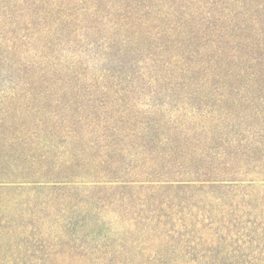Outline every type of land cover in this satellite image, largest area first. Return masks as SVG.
Segmentation results:
<instances>
[{
	"label": "trees",
	"instance_id": "1",
	"mask_svg": "<svg viewBox=\"0 0 264 264\" xmlns=\"http://www.w3.org/2000/svg\"><path fill=\"white\" fill-rule=\"evenodd\" d=\"M191 230L264 264V0H0V264H168Z\"/></svg>",
	"mask_w": 264,
	"mask_h": 264
},
{
	"label": "rangeland",
	"instance_id": "2",
	"mask_svg": "<svg viewBox=\"0 0 264 264\" xmlns=\"http://www.w3.org/2000/svg\"><path fill=\"white\" fill-rule=\"evenodd\" d=\"M239 89L240 88L238 87V85H230L229 89L226 90L225 85L221 87L219 85L209 86V85H201V84L163 85L160 87V90L168 94L171 98H175V100H179L183 102H190L194 106V108H196V105L199 104L198 93L200 94V93L206 92V93L213 94L214 91L215 93H220L219 95H224L226 93H232L235 98ZM217 96L215 95L209 96L208 101ZM218 99L219 98H217L216 101ZM184 233H185V230H182L179 234L183 235ZM187 233H189V235H185L184 238L188 240L187 245L189 246V249L186 255H182L184 257L182 263L183 264H208V259L210 258V256L215 255L216 252L211 251L212 253L210 254H204L208 252L207 250H211V247L200 245L201 242L196 239V237L198 236L207 235V234H203V232H194V230H191ZM177 237L178 235L174 236V238L176 239ZM152 244H156V243H152ZM149 245L150 244L146 243L142 245V248L147 247ZM175 248H177V244L172 246L171 250L164 252L165 253L164 256L166 260H168V264H175V262L179 260L178 258L182 257L180 256L179 252L172 253V251H174ZM201 248H204L203 249L204 253L198 252L201 250ZM150 255L152 254L149 250L144 251V256L146 258ZM211 258H214V257H211Z\"/></svg>",
	"mask_w": 264,
	"mask_h": 264
}]
</instances>
